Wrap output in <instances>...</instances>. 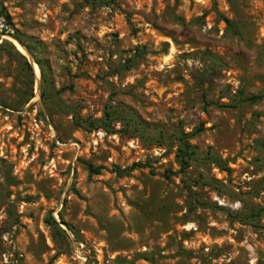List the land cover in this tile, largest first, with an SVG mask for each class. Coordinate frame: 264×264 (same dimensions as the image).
<instances>
[{
	"label": "rangeland",
	"instance_id": "rangeland-1",
	"mask_svg": "<svg viewBox=\"0 0 264 264\" xmlns=\"http://www.w3.org/2000/svg\"><path fill=\"white\" fill-rule=\"evenodd\" d=\"M0 8L34 95L26 104L29 73L1 46L0 264H264V99L245 101L264 95V0ZM107 107L112 131L90 129ZM201 126L182 172L175 138Z\"/></svg>",
	"mask_w": 264,
	"mask_h": 264
},
{
	"label": "trees",
	"instance_id": "trees-1",
	"mask_svg": "<svg viewBox=\"0 0 264 264\" xmlns=\"http://www.w3.org/2000/svg\"><path fill=\"white\" fill-rule=\"evenodd\" d=\"M0 16L4 19L6 26L9 25L12 27L9 16L5 13L4 8H0ZM224 22L227 25V27L233 29L234 33L238 34V31L234 29V25L232 24V22H230L227 19H224ZM1 33L5 34V31H2ZM12 37L15 40H17L18 43L23 48H25L26 51L30 55L33 56V52L28 45L24 44L21 40H19V38L17 36H12ZM1 46L2 47L3 46H10V49L12 50L14 55H16L23 62L24 70L28 71V73H29V76H30V95L26 100V104H27L34 97V95H33L32 66L27 62V60L24 58V56H22L17 50H15V48L13 46L9 45L7 42H2V44H0V47ZM35 63L37 64V66L39 67V69L42 72L41 65H40L39 61L35 59ZM42 77H43V74H42ZM61 91H63V90H61ZM45 93H46V91H45ZM45 96H46V94H43V97H45ZM262 99H264V95L253 96V97L246 99L245 101H249L251 103H256ZM66 111H67V113L70 112V110H68V108L66 109ZM70 114L72 115L73 121L77 127H80L82 129L86 128V124L84 125V123H82L74 113H70ZM116 121H117V118H116L115 113L111 110L110 107L109 108L107 107L104 111L103 118L101 120H99L97 122L87 121V123H88V126L90 127V129H92V130L103 129V130L109 132V131H112L111 125ZM130 122H131V119L126 120L125 123H123V122H121V123L123 126H129ZM200 131H202V126H201V128H199V130H196L191 135H187V134H183V133L179 132L175 138V140L177 142L176 159H177V162L180 164L182 172L186 171V169L189 166V162L192 160V157L195 155L193 148H191V146L188 143V138L193 136V135H196V133H198ZM208 157H209L208 158L209 162L214 164L218 169H220L221 171H225V172L229 171V169L225 167L224 161H222L221 159H219V158H217L211 154ZM83 164L87 167V171H88L89 176L99 175L100 171L102 170L101 167H94L92 164H90L88 162H83ZM134 167H143V166H139V165L135 164V165H133L130 168L125 169V170H121L120 168H117L115 170V174L119 178L123 177V176L127 175L128 172L132 171L134 169ZM198 184H199V182H194V185H198ZM203 185H205V184H203ZM189 191H190V188H189ZM259 215H260V211L250 209V211H249V218L250 219H256L259 217ZM49 223L51 225H54L55 227H58L57 223L52 218L49 219Z\"/></svg>",
	"mask_w": 264,
	"mask_h": 264
},
{
	"label": "bare ground",
	"instance_id": "bare-ground-1",
	"mask_svg": "<svg viewBox=\"0 0 264 264\" xmlns=\"http://www.w3.org/2000/svg\"><path fill=\"white\" fill-rule=\"evenodd\" d=\"M14 43H15V42H14ZM15 44H16V46L18 47L19 51H20L22 54H26V51H25V49H24L22 46L18 45L17 43H15ZM32 62H33V61H32ZM33 64H35V63L33 62ZM34 74H35V79H37V78L39 77V74H38V70H37L36 66L34 67ZM38 86H39V85H36V89L39 88Z\"/></svg>",
	"mask_w": 264,
	"mask_h": 264
},
{
	"label": "water",
	"instance_id": "water-1",
	"mask_svg": "<svg viewBox=\"0 0 264 264\" xmlns=\"http://www.w3.org/2000/svg\"><path fill=\"white\" fill-rule=\"evenodd\" d=\"M2 40H3V36L2 35H0V43L2 42ZM25 49V48H24ZM25 51H26V49H25ZM26 56L27 57H29V59L31 60V58H30V56H29V53L26 51Z\"/></svg>",
	"mask_w": 264,
	"mask_h": 264
}]
</instances>
